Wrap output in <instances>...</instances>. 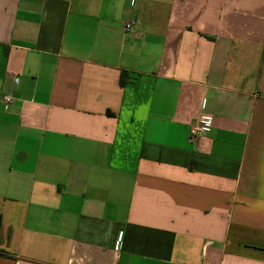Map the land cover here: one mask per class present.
Wrapping results in <instances>:
<instances>
[{
  "label": "crops",
  "instance_id": "obj_1",
  "mask_svg": "<svg viewBox=\"0 0 264 264\" xmlns=\"http://www.w3.org/2000/svg\"><path fill=\"white\" fill-rule=\"evenodd\" d=\"M0 216V264H264V0H0Z\"/></svg>",
  "mask_w": 264,
  "mask_h": 264
},
{
  "label": "built area",
  "instance_id": "obj_2",
  "mask_svg": "<svg viewBox=\"0 0 264 264\" xmlns=\"http://www.w3.org/2000/svg\"><path fill=\"white\" fill-rule=\"evenodd\" d=\"M134 27V22H131V23H126L124 25V29L125 31H130L132 30ZM14 98L12 96H6L4 98V107L7 108L9 105L12 104ZM209 124V123H208ZM208 130V126L206 125H200V124H196V125H193L191 126L190 128V136H191V139H197L203 131H206Z\"/></svg>",
  "mask_w": 264,
  "mask_h": 264
},
{
  "label": "trees",
  "instance_id": "obj_3",
  "mask_svg": "<svg viewBox=\"0 0 264 264\" xmlns=\"http://www.w3.org/2000/svg\"><path fill=\"white\" fill-rule=\"evenodd\" d=\"M125 80H124V78H122V80H121V85L122 86H124V82ZM1 227H2V218H1V216H0V231H1Z\"/></svg>",
  "mask_w": 264,
  "mask_h": 264
}]
</instances>
